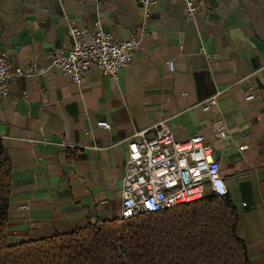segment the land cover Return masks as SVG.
Here are the masks:
<instances>
[{
    "label": "crops",
    "instance_id": "0c3cea01",
    "mask_svg": "<svg viewBox=\"0 0 264 264\" xmlns=\"http://www.w3.org/2000/svg\"><path fill=\"white\" fill-rule=\"evenodd\" d=\"M193 1L194 17L183 0H157L145 19L136 0H0V50L13 67L45 69L49 52L71 47V22L90 31L99 19L141 44L115 77L93 68L77 84L51 67L10 81L0 138L12 165L11 242L119 217L127 139L166 120L175 140L199 134L212 146L236 233L264 264V0Z\"/></svg>",
    "mask_w": 264,
    "mask_h": 264
},
{
    "label": "trees",
    "instance_id": "16d2710c",
    "mask_svg": "<svg viewBox=\"0 0 264 264\" xmlns=\"http://www.w3.org/2000/svg\"><path fill=\"white\" fill-rule=\"evenodd\" d=\"M12 165L0 138V264H254L237 235L230 197L202 199L156 212L11 242Z\"/></svg>",
    "mask_w": 264,
    "mask_h": 264
},
{
    "label": "built area",
    "instance_id": "2783aa9c",
    "mask_svg": "<svg viewBox=\"0 0 264 264\" xmlns=\"http://www.w3.org/2000/svg\"><path fill=\"white\" fill-rule=\"evenodd\" d=\"M183 1L187 17H194V1ZM136 2L141 15L146 19L157 0ZM68 34L71 47L58 53L49 52L50 63L45 69L38 65L26 69L13 67L7 53L0 50V99L9 95L10 81L14 77L39 74L51 67L59 69L77 84L93 68L102 76L115 77L141 47L140 41L134 37L116 39L102 28L99 19L90 31L71 22ZM168 65L172 70L173 64L169 62ZM219 96L220 92H217L206 99L203 109L215 105ZM252 97L251 94L246 96L248 99ZM96 125L110 129L107 121H97ZM213 126L219 139L227 137L226 127L221 120H216ZM148 131H152L151 136L147 134ZM244 148L240 146L239 150ZM127 150L119 215L122 219L190 203L202 199L209 192L219 196L228 194L212 146L199 134L183 142L177 141L166 120H160L148 129L137 132L134 138H128Z\"/></svg>",
    "mask_w": 264,
    "mask_h": 264
}]
</instances>
